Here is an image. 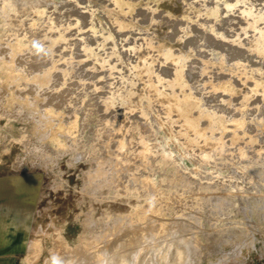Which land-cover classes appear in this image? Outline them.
<instances>
[{
  "label": "rangeland",
  "instance_id": "obj_1",
  "mask_svg": "<svg viewBox=\"0 0 264 264\" xmlns=\"http://www.w3.org/2000/svg\"><path fill=\"white\" fill-rule=\"evenodd\" d=\"M25 1L0 0V264H264V0Z\"/></svg>",
  "mask_w": 264,
  "mask_h": 264
},
{
  "label": "bare ground",
  "instance_id": "obj_2",
  "mask_svg": "<svg viewBox=\"0 0 264 264\" xmlns=\"http://www.w3.org/2000/svg\"><path fill=\"white\" fill-rule=\"evenodd\" d=\"M22 1H24V0H22ZM29 1H31V0H29ZM29 1H25V2H27V3H30ZM33 2H38V1H40V3H41V1L42 0H32ZM49 1V0H48ZM67 1H69V0H67ZM115 1V3H118L119 4V6L121 7V8H123V9H125V7H126V11H125V13L126 12H132L134 9H136V7H137V5H138V3L140 2V0H114ZM146 1V0H145ZM33 2H31L30 4H33ZM43 3L42 4H44V1H42ZM26 4V3H25ZM29 5V4H28ZM24 6H27V5H24ZM42 8V7H41ZM40 8V9H41ZM116 8H117V6H116ZM118 11H120V9L119 10H117V12ZM120 14V13H119ZM118 14V15H119ZM38 16L39 17H41L42 18V20H45L44 19V10H40L39 12H38ZM117 17H119V16H117ZM17 22H18V20H17ZM46 22H48V21H46ZM71 22V21H70ZM67 23V25H68V22H66ZM48 26L50 25V23L49 24H47ZM47 26V27H48ZM69 26H71L70 27V29L71 30H74L75 29V25L74 24H70ZM69 26L67 27L68 29H69ZM122 25L120 24V26L119 27H121ZM66 28V29H67ZM74 28V29H73ZM48 29V28H47ZM70 29H69V31H70ZM79 29H81V28H79ZM48 31V30H47ZM68 31V30H67ZM68 31V34L67 35H69V32ZM73 32V31H72ZM71 32V33H72ZM74 32H75V30H74ZM73 32V33H74ZM70 33V34H71ZM72 33V34H73ZM64 34V33H63ZM50 35V34H49ZM55 35H59V33H57V34H55ZM67 35L65 34V36L67 37ZM60 36H61V34H60ZM50 37V36H49ZM48 37V38H49ZM60 43V39H59V37L57 36V37H55V36H51L50 38H49V44L47 45V46H45L44 47V51H45V55H41V56H39V57H36V58H34L33 59V61H32V64H31V68L30 69H33V71H36L37 73H38V76L39 77H47V76H50L49 75V73H50V70L49 69H51L50 67L53 65V62H51V58L52 57H50L49 56V53H50V48H51V46H56V45H58ZM22 49V48H21ZM23 50V49H22ZM162 72V71H161ZM179 81L181 80V78H179L178 79ZM42 84H43V82H42ZM41 89H43L42 90V96L44 97V98H46V97H48V100H50V101H53V103L55 104V105H60V104H65L68 100H69V98L67 99V96H66V94H67V91H63V90H60V87H53V86H47V84H46V86H45V84L44 85H42L41 86ZM66 97V98H65ZM43 98V99H44ZM50 98V99H49ZM47 99V98H46ZM68 102H70V101H68ZM190 103H192V102H190ZM190 103L189 104H187V107L188 106H190ZM173 105H177L176 103H173ZM177 107V106H176ZM170 109V108H169ZM171 110V109H170ZM170 112V111H169ZM197 120V119H196ZM196 120H194V122L196 121ZM42 128V127H41ZM189 225V224H188ZM187 225V226H188ZM191 226V225H190ZM193 226V225H192ZM189 228V227H188ZM190 231L191 230H194V229H192V227L189 229ZM190 234V233H189ZM191 235V234H190ZM189 236V235H188ZM193 236V235H192ZM181 238V237H180ZM192 239L193 238H191V242H192ZM177 240V239H176ZM175 240V241H176ZM182 240V239H181ZM186 240H187V238H186ZM189 240H187V242L189 241ZM177 241H179V240H177ZM183 241V240H182ZM185 241V240H184ZM194 241V240H193ZM180 242V241H179ZM179 242H177V243H173V245H171L172 243L170 242L169 244H170V247H173L174 246V244H176V245H179ZM195 242V241H194ZM194 242H192V243H194ZM186 243V242H185ZM184 242H183V244H185ZM189 243V242H188ZM188 243H186V245H183V246H181V244H180V248L181 249H183V250H181V251H184L183 252V254L185 253V252H187L188 253V251L190 250V256L188 255H186V254H184V256H186V258H185V261H189V262H191L190 260H193V257H195L193 254H195V248L192 246L191 248H189L188 246H191V244L189 243V245H187ZM137 245H138V243H136ZM136 244H134L135 246H137ZM154 244V243H153ZM167 244V243H166ZM156 245H158V244H156ZM175 245V246H176ZM193 245H195V243L193 244ZM139 246V245H138ZM167 248L169 247V245H165ZM152 247H156L155 246V244L152 246ZM169 247V248H170ZM168 248V249H169ZM186 248L187 249H189L188 251L186 250ZM150 249H152V248H150ZM149 249V253L151 252V250ZM157 249H158V246H157ZM157 249H155L154 251V253H153V250H152V255H154L155 253H156V251H157ZM179 250V249H178ZM178 250H175V251H178ZM186 250V251H185ZM171 252H173V254H174V256L175 257H177L176 256V254H179L178 252H176V253H174V251H171ZM171 252H170V250L168 251V252H165L166 254H165V256H164V251H163V255L162 254H160L159 253V258L160 259H165L166 260V255H168L167 256V258L170 256V258H172L171 257ZM149 253H148V256H149V258H151V256L149 255ZM169 253V254H168ZM157 254V253H156ZM77 255H81V253H77ZM155 256V255H154ZM154 256H152V260L154 259L155 261H157L158 262V259H155V258H153ZM162 256L164 257V258H162ZM174 256H173V259H176V258H174ZM73 257H75V256H73ZM108 257H112L111 255H110V252H109V256ZM155 257H157V256H155ZM91 258H92V256L89 254V253H87L86 251L83 253V255L82 256H80L79 258H78V260L76 261V264H88V263H90V261H91ZM107 258V257H106ZM169 258V259H170ZM62 259H64V258H62ZM169 259H167L166 261H167V263L166 264H169L168 262L170 261V263H172L171 262V260H169ZM110 260V259H109ZM113 260H114V256L111 258V260L109 261V264H112V262H113ZM153 260V261H154ZM161 260V261H162ZM60 261H62V260H60ZM64 261V260H63ZM139 261H141V258L139 259ZM154 261V262H155ZM160 261V260H159ZM164 261V260H163ZM166 261H164L163 263L162 262H159V263H161V264H164ZM156 262V263H157ZM174 262V261H173ZM186 262V263H187ZM59 264H61V262L59 263ZM63 264V263H62ZM139 264V263H138ZM155 264V263H154Z\"/></svg>",
  "mask_w": 264,
  "mask_h": 264
}]
</instances>
